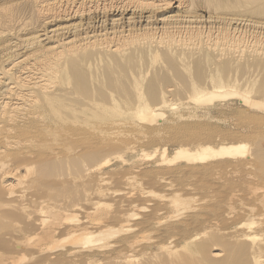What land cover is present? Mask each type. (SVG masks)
Wrapping results in <instances>:
<instances>
[{
  "label": "bare ground",
  "instance_id": "1",
  "mask_svg": "<svg viewBox=\"0 0 264 264\" xmlns=\"http://www.w3.org/2000/svg\"><path fill=\"white\" fill-rule=\"evenodd\" d=\"M0 264H264V0H0Z\"/></svg>",
  "mask_w": 264,
  "mask_h": 264
},
{
  "label": "rangeland",
  "instance_id": "2",
  "mask_svg": "<svg viewBox=\"0 0 264 264\" xmlns=\"http://www.w3.org/2000/svg\"><path fill=\"white\" fill-rule=\"evenodd\" d=\"M246 37H249V39L248 38L246 39ZM250 39H251V35H250V32H249L248 35L245 36L244 40H243L244 45H246L247 47L250 46V44H251V42H250L251 40ZM247 40H249V42ZM200 48L203 49V50H201ZM200 50H201V52H200ZM190 51L191 52H189V53H192V54L194 53L195 54V55L193 54V56H196V55L198 56V55H201V54L204 56L206 53L204 54L202 52H207L205 50V48H203V46H200V47L197 46V48L196 47L194 48L193 52H192V50H190ZM196 51H198L200 53L198 54ZM212 56H213V54H212ZM213 57H215V54H214ZM219 64L217 65V63H216V65H215L213 63L211 66L214 67V65H215V66L220 67V69L223 70V67L220 66ZM238 66H239V63H238ZM254 69H255L254 67L249 66L248 67L249 73L250 74H253V72L255 73ZM254 75H256V74H254ZM229 80H230V82L226 81L228 83V85H232V86L234 85L235 87L237 86V88H239V87L242 88V85L240 86V84H238L237 81L236 82L234 80L231 81L230 78H229ZM199 89H201V88L199 87ZM169 99H172L171 102L172 101L175 102V100H174L175 98H174L173 95L170 96ZM233 101L232 100H224V101L216 102L213 105H206V106H192V105H181V104H179L177 106H179L178 110L183 113L182 117H185L186 114H189V112H195L197 115L200 116V118H198V119H200V121H198V123H200L201 127H204V128L201 129V130L198 129L197 132L198 133L199 132H203L205 137H206V136H208L209 131H211V133L216 132L218 134L220 132V130H224L225 131L226 129H229V128L233 129V127H230L229 125L235 123V113H236L237 108L239 107V104L238 103H234L235 101L234 102ZM166 114L169 115L170 112L166 111ZM222 137H224L223 134L221 135V138ZM209 139L212 140V141H215V142L220 140V138L219 137H215V135H210ZM220 159L221 158H215V159H213L210 162L211 163H213V162L216 163L217 162L216 160H218V162H219ZM217 170H219V169H217ZM216 171L213 172L212 174H224L221 170L217 171L218 173Z\"/></svg>",
  "mask_w": 264,
  "mask_h": 264
}]
</instances>
